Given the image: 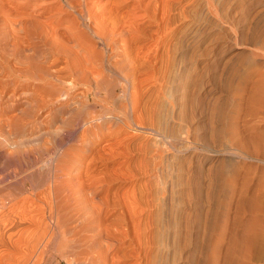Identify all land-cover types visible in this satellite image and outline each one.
I'll return each mask as SVG.
<instances>
[{"label": "bare ground", "instance_id": "6f19581e", "mask_svg": "<svg viewBox=\"0 0 264 264\" xmlns=\"http://www.w3.org/2000/svg\"><path fill=\"white\" fill-rule=\"evenodd\" d=\"M54 1L62 2L67 10L75 13L73 19L76 18L78 25L86 26L88 34L95 39V43L98 41L101 44L103 50L109 49L107 51L110 55L107 58L101 56L106 50L100 51L101 63L108 64L110 69L115 68L123 74L119 76L125 81L123 88L126 90L123 94L127 103L123 105L122 117L110 112H95L93 109L85 112L86 114H82L83 110L80 114L76 113L77 105L81 108L92 107V99H96L91 97L93 91L94 94L101 93L98 90L101 89L98 82L101 76L88 79L90 75H86L90 72L83 73L76 66L72 67L79 61L90 62V51H86L89 52L86 55H79L80 53L74 51L75 43L72 45L69 42L70 37L67 38L69 41L62 40L60 33L65 31L68 35L70 30L64 27L66 30L58 32L61 27L58 29L59 24L53 22L56 21L54 17L52 21L47 17L53 12L46 17L30 13L37 9H34L36 5L45 4L48 0H0V6L7 8V11H0V113L12 112L11 115L5 116L6 118L0 119V166H5L13 157H17L14 160L16 163L18 157L22 159L21 156L26 159L29 168L33 164L35 166L29 171L18 166V172L12 171L16 178L9 184L0 186V264H48L43 257L56 236L59 239L58 244L54 240L52 245L57 244L56 251L64 258V264H107L108 260H112V264H141V255H146V248L151 239V236H148L150 229H147L148 225L142 224L141 218L145 211L149 210L151 225L150 211L156 206L161 207V264H264V64H246L241 67L238 96L236 94L231 100L226 99V96L209 97L207 114L204 112L207 118L206 126L200 127L197 124L198 119L193 116L198 115L197 110L198 113H193L190 118L187 114L181 115L179 111L175 114L173 108L169 115L170 121L180 126V130L175 132L176 125L173 128V124H164V128L156 122L158 106L152 107L153 109L147 107L151 110L148 126L152 130L154 142H143L139 147L144 154L140 173L148 174V180L142 183L143 188L130 184L137 176L129 173L131 169H128V172L122 163L115 164L112 160L117 154L115 148L127 149L129 144L122 146L124 140L139 134L138 128H132L131 120L135 122L134 116L145 89L144 83L153 77L148 70L153 67L151 64L156 58L155 46L159 44L158 39L168 38L169 35L177 38L179 33L180 37L184 33L183 29L188 27L185 26V21L193 18L190 14L193 6L203 3L202 7L211 15L213 0L52 2ZM226 2L231 4L230 11L227 9L229 14L215 19L227 24L233 35L231 40L235 41L246 29L241 35L245 37L243 36L237 45H256L264 51V0ZM29 4L34 6V10ZM27 6L31 8V11L28 8L30 12H18L19 7ZM215 12L218 14L216 10ZM66 18L65 16L64 21ZM73 19L71 23L75 22ZM208 21L210 23V20ZM208 28L209 26H198L191 29L194 37H190L191 47L195 45L198 48L201 45L210 50L217 46L220 49L226 48L222 46L224 43L220 37L205 39L204 34ZM84 34L83 38L86 32ZM63 36L67 37L66 34ZM230 36L225 37L230 39ZM166 40L163 39L165 47L169 45ZM153 43L154 48L151 47ZM150 47L154 49L152 54ZM255 48L257 50V47ZM242 52L231 54L234 59L230 61L228 68L226 66L222 83L224 94L233 88L237 89L232 86V80L238 70L236 60L239 61ZM10 60L13 62L10 63ZM99 75H102V72ZM81 84L87 85L88 89L82 93L76 91L75 94L73 89ZM189 89L188 87L187 90ZM172 91L175 93V89ZM79 96L82 97L81 101ZM194 96L189 101H193L195 105L200 104L202 97ZM171 100L175 101L173 97L170 102ZM201 101L203 102V99ZM185 104L187 107V103ZM157 105H160L159 101ZM200 109L204 111L203 108ZM61 114L65 117L58 119L59 124L64 126L60 125L57 140L55 139L58 149H53L52 145L47 146L46 139H37L36 135L33 139L28 137L27 133V137L24 136L23 132L35 127L39 118L50 117L54 121ZM200 114L202 116V113ZM205 117H201L202 120ZM70 122H73L76 129L79 128L76 134L72 124L73 128L67 126ZM138 122L140 123V120ZM107 123L110 124L108 127ZM143 124L146 126V122ZM135 125L137 126L136 123ZM105 126L108 128L106 132ZM145 126L144 128L147 127ZM124 127L133 133L123 134L121 138L120 134L126 132ZM191 132L193 136L189 143ZM47 133L45 135L50 132ZM17 136L18 139L14 138ZM118 136L121 139H118ZM102 140L105 142L98 148ZM184 141L189 144L184 145ZM168 149L175 155L190 154L188 158L185 156V161L179 166L177 162L175 167L163 154ZM75 173L79 174L77 182L72 178ZM31 177L37 181H32V185H25L27 181L24 183V180ZM141 200L145 202L147 209L140 208ZM36 202L39 203L38 207L34 206ZM25 224H32L36 229L22 230ZM24 229H27V226Z\"/></svg>", "mask_w": 264, "mask_h": 264}, {"label": "rangeland", "instance_id": "374dc122", "mask_svg": "<svg viewBox=\"0 0 264 264\" xmlns=\"http://www.w3.org/2000/svg\"><path fill=\"white\" fill-rule=\"evenodd\" d=\"M49 2H45V4H38L39 6H35V8L34 9H36V10H34L33 9V5H30L29 4V6L30 7H32V10H34V11H32V12H30L31 11V8L29 7V6H27L26 8H22V7H19L18 8V12L20 11L21 13L24 11V12H28L29 11V9L28 8H30V13H35V14H40L42 17H46L47 15H49L50 13H52V14H54V12H56L54 15L56 16V18H55V16L54 15H52V14H50L49 16H47L49 19V21H52V18L53 19H55L56 21H54L53 20V22H55V23H57V24H59V25H57L58 26V29H59V31L58 32H60V30L62 31L63 29H65V28H68L70 31H68V35H67V32H65V31H62V32H64V33H60L61 34V36H62V40L63 39H65V40H63V41H69L72 45L75 43V45H76V48L74 49V51L76 50L78 53H80L79 55H86V53L88 54L89 52H86V51H90V53L91 54H89L90 55V58L91 59H89L90 60V62L89 61H79V62H77V63H74L75 65L74 66H72V67H77L81 72H83V71H88V73L90 72V74H87L86 76L88 77L89 75L91 76H89L88 77V79H94L93 77H99V76H101V79L100 78H98L99 80H98V82H100V86H101V89L99 88L98 90H100V94H98V95H100V96H98L97 94H94V91L91 93L92 95H91V97L92 98H96V99H92V107H80L79 105H77L76 106V111H75V109H74V111L76 112V113H78V114H80V111L81 110H83V112H82V114H84L85 112L87 113V111H89V110H91L92 111V109H93V111L95 110V112L97 111V112H110V113H112V114H115V115H117V117H122L123 116V105L124 104H126L127 103V99H126V96L123 94L124 92L123 91H125L126 90V88H123V87H125L124 86V84H125V81H124V79H123V77H120L119 75H121V76H123V74H121V72L120 71H117V69H115V68H111L110 69V65L109 66H107L108 64H103L102 65V63H101V58L104 56V57H106L107 58V56H109L110 55V52H108L109 51V49H102V47H101V44H99V42L98 41H96V43H95V39L93 40L92 38H91V36H90V34H88L89 33V31L86 29L87 27L85 26L84 27V25L82 26V25H78L79 24V22L77 21V20H75L76 18H74L73 19V17H75L76 15H75V13H73L72 11H70L69 9V11L67 10V8H65V6H63L62 5V2H58L57 3V1H54V2H52L53 0H48ZM51 1V2H50ZM220 3H219V2ZM223 1V2H222ZM199 2V1H198ZM216 3V5H214L215 3ZM217 2H218V4H217ZM225 2V3H224ZM53 3H55V4H53ZM200 3V2H199ZM229 2H226V0H213V6L215 7V9H214V7H213V15L211 14V15H209V13H207L208 11H207V9L205 8V7H202V4L203 3H200V5L197 3V4H195V6H193L194 8H192L191 9V11H190V14H191V16H193V18L191 17V16H189V17H191V18H189V19H187L186 21H185V26L186 25H188V27L186 28L185 27V29H183V31H184V33H182L181 35H180V37H179V34H178V36H176L177 38H175V37H171L170 35L169 36H167L168 38H159L158 40H159V44H157V46H155V44H156V42H154L152 45H151V47H153L154 48V46L155 47H157V50H156V58H155V60H154V62L151 64V66H153L150 70H148V72L150 73V75H152L153 77H151V79H150V81H149V79H147L146 80V82L144 83V85H145V89H143V92H142V94H141V100H140V102L138 103V109L136 110V113H135V116L137 117H135L134 116V118H135V122L133 121V119L131 120V117H129L130 118V120H131V123H132V128H135V129H137V133H139V134H137V136H134V137H132V138H127V139H125L124 140V142L122 143L123 145L122 146H124V145H127V144H129V147L126 149H124L123 147L122 148H120V149H117V148H115V153L117 152V154H115V156H113L114 158H112V160H113V163H115V164H117V163H122V166H123V168L125 167L126 168V170L128 171V169H129V171H130V169H131V172H129V173H134L133 175H137L136 176V179L135 180H133L132 181V183H130V184H134V185H136V188H143L142 187V183L144 184L145 183V181H147L148 180V174H144V175H142L140 172H141V169H140V166H142V164H141V162H142V160H143V158H144V154H143V151L139 148L140 147V145L144 142H146V143H151L154 139H153V137L154 136H151V134H152V130H151V128L148 126V120H149V115H150V113H149V111H151V110H148V108L150 109H153L155 106H158L157 108H156V110H157V114H155L156 116H158L159 117V119H158V117L156 118V116H155V119H156V122L157 123H159V124H161V126L162 127H166L165 125H167V124H169V125H171V124H173L172 126H173V128L175 127V125H176V130H174L175 132H177L178 131V129L180 130V126H179V124L178 123H175V122H172V121H170V116L169 115H171V113L170 112H172V110H173V108H174V113L175 114H177V112L178 113H182V114H187L189 117L190 116H192L193 115V113H198V115L200 116H198V115H193L196 119H198V121H197V124L200 126V127H203V126H206L205 124H207V118L205 117L206 116V114H207V110H206V108L208 107V103H209V100H210V98H212V97H218V98H222V97H227L226 99H230L231 100V98L232 97H234V96H236V94H237V96H238V86H239V82H240V80H241V73H240V71H242V68L244 67V65H246V64H264V51L263 50H260L259 48H258V46H256V45H249L248 46V44L245 46V45H237V43H238V41L240 42V40H241V38L244 36H241L244 32H245V30L243 31V33L241 34H239L238 35V37H237V41L235 40V38H234V40L235 41H232L233 40V38H232V33H230L231 32V30L228 28V26H227V24L225 25L224 23H222V22H220V19H215V17L216 18H218V16H222V15H226V14H229V11H230V8H231V4L229 3ZM220 4V5H219ZM228 4V5H227ZM41 5H43L42 7H41ZM46 5V6H45ZM217 5L219 6L218 8L220 9H218L217 8ZM227 6V8H226V6ZM18 6H20L19 4H18ZM58 7V9H57V7ZM200 6H201V9H200ZM203 6H204V4H203ZM38 7H40V8H38ZM61 7V8H60ZM63 7V8H62ZM199 7V8H198ZM196 8V9H195ZM226 8V9H225ZM7 9V8H6ZM5 7H3V6H0V11L1 12H4L5 10ZM20 9V10H19ZM48 9V10H47ZM62 9H63V11H62ZM194 9V12H192V10ZM218 9V10H217ZM227 9L229 10V11H227ZM39 10V11H38ZM62 12H61V11ZM65 10H67V11H65ZM195 10L197 11V12H195ZM199 10V11H198ZM203 10V11H202ZM206 12H205V11ZM215 10L217 11V13L218 14H216V12H215ZM7 11V10H6ZM61 13H60V12ZM219 11H220V14H219ZM225 11V12H224ZM1 12H0V14H1ZM71 12V13H70ZM202 12V13H201ZM215 12V13H214ZM67 13V14H66ZM196 13V14H195ZM204 13V14H203ZM208 15H207V14ZM58 16H57V15ZM64 14H65V16L67 17L66 19L67 20H65L64 21V19H65V16H64ZM193 14V15H192ZM203 14V15H202ZM61 15V16H60ZM74 15V16H73ZM206 15V16H205ZM216 15V16H215ZM203 16H205V18L203 17ZM212 16H214L213 18H212ZM60 17V18H59ZM252 17H254V16H252ZM252 17H251V19H252ZM71 18V19H70ZM202 18V19H201ZM207 18H208V20H210V23H208L209 21L207 20ZM69 19V20H68ZM73 19V21H75V22H73V23H71L72 20ZM195 19V20H194ZM197 19V20H196ZM204 19V20H203ZM60 20V21H59ZM200 21V23H202V24H200V23H198L199 21ZM205 20H207V21H205ZM219 21V22H217V21ZM67 21H68V23H67ZM188 21H190V22H188ZM193 21V22H192ZM197 21V22H196ZM214 21V22H213ZM60 22V23H59ZM62 22V23H61ZM66 22V23H65ZM196 22V23H195ZM204 22H207V23H204ZM70 23L72 24V25H70ZM192 23V24H191ZM195 23V24H194ZM212 23V24H211ZM216 23H217V25H216ZM64 26H63V25ZM69 24V26H67ZM189 24L191 25V26H189ZM205 24V25H204ZM207 24H209V25H207ZM66 25V26H65ZM77 25V26H76ZM197 25V26H196ZM213 25V26H212ZM80 26H82V28H80ZM196 26V27H195ZM198 26L199 27H205V26H209V28L206 30L207 31V33L205 32V34H204V37H205V39L207 38V39H209V38H211L212 37V39H215V38H221L222 39V41H223V47H226V48H224V49H220V48H218V46L215 48V47H213L211 50L210 49H208V47H206V46H203V47H201V45L200 46H198V48H196L197 46H195V45H192V47H191V44H189L190 43V40H191V38H194L193 37V35L191 34V29H194V28H198ZM65 27V28H64ZM71 27V28H70ZM75 27V28H74ZM76 27H78L77 29H76ZM190 27V28H189ZM85 29V30H84ZM229 29V30H228ZM66 30V29H65ZM76 30H78V31H76ZM79 30H81V31H79ZM187 30V31H186ZM71 31H72V33H71ZM76 31V32H75ZM83 31V32H82ZM228 31V32H227ZM75 34H74V33ZM81 32H82V34H81ZM84 32H86V36H84V38H83V35H85L84 34ZM187 32V33H186ZM247 32V31H246ZM80 35H78V34ZM220 33V34H219ZM230 34V35H227V34ZM64 34H66V36L67 37H65V36H63ZM77 34V35H76ZM87 34H88V36H87ZM191 34V35H190ZM184 35V36H183ZM186 35V36H185ZM188 35H189V38H188ZM218 35V36H217ZM221 35V36H220ZM80 38H79V37ZM183 38H182V37ZM210 36V37H209ZM228 36H230V39L229 38H226V37ZM241 36V37H240ZM260 36H262V35H260ZM259 36V37H260ZM64 37V38H63ZM70 37V38H69ZM78 37V38H77ZM86 37V38H85ZM185 37V38H184ZM191 37V38H190ZM224 37V38H223ZM245 37V36H244ZM67 38H69V40L67 39ZM87 38H88V40H87ZM187 38H188V40L189 41H187ZM262 38V37H261ZM261 38H258V40L259 39H261ZM75 41H74V40ZM80 39V40H79ZM163 39L164 40H166L165 42H167L166 44H169V45H166V47H165V43H164V41H163ZM184 40V42L182 41V40ZM228 39V40H227ZM232 39V40H231ZM91 40H93L92 42H91ZM169 40H171L170 42L172 43V45H171V43L169 42ZM174 40H177V42L175 43L174 42ZM231 40V41H230ZM71 41H73V43L71 42ZM80 41V42H79ZM173 41V42H172ZM178 41L180 42V43H178ZM68 42V43H69ZM98 42V43H97ZM169 42V43H168ZM182 42V43H181ZM186 42H188V44L190 45H187V43ZM236 42V43H235ZM161 43V44H160ZM184 43H186V45L184 44ZM192 43V42H191ZM225 43H226V45H225ZM235 43V44H234ZM71 44H69V45H71ZM98 44H99V46H98ZM163 44V45H162ZM174 44V45H173ZM175 44L177 45V46H175ZM229 44V45H228ZM181 45V47H179ZM183 45V46H182ZM185 45V46H184ZM230 45H233V46H230ZM78 46H79V49H78ZM81 46H83L84 47V49H83V47H81ZM176 48H175V47ZM92 47V48H91ZM97 47V48H96ZM149 48V49H151L150 50V52H151V54L152 53H154V51L152 52V50H154L153 48ZM178 47V48H177ZM186 47V48H185ZM190 47H191V50H190ZM223 47H221V48H223ZM255 47H257V50H256V48ZM80 48H82V49H80ZM99 48H100V50H99ZM180 48V49H179ZM186 50H185V49ZM196 48V49H195ZM92 49V50H91ZM183 49H184V51H183ZM192 49H194L195 51H197V52H195L194 50H192ZM198 49V50H197ZM219 49V50H218ZM84 50V51H83ZM101 50H103V54H102V52H100ZM108 50V51H107ZM205 50H208V51H210V52H208V51H205ZM216 50V51H215ZM260 50V51H259ZM190 51V52H189ZM214 51V52H213ZM236 51H243L242 52V55H241V57H239V61L237 62V60H236V69H238L237 70V73L235 74V76L233 77V80H232V86H236V88L237 89H235V88H233V89H231V91L229 92V93H225L224 94V89H223V86H222V83H223V80H224V76H225V74H226V66H227V68H228V66L230 65V61L231 60H233L234 58H232L233 57V55H231V54H234ZM149 52V53H150ZM189 52V53H188ZM194 52V53H193ZM207 52V54H208V56H207V54H204V53H206ZM216 52V53H215ZM102 55H101V54ZM183 53L186 55L187 54V56H185V55H183ZM213 53V54H212ZM262 53V54H261ZM73 54V53H72ZM181 54V55H180ZM192 54V55H191ZM196 56V55H198V56H196V57H198L197 59H195L196 57L194 56V55ZM200 54H204V55H200ZM102 57H101V56ZM206 55V56H205ZM92 56V57H91ZM193 56H194V58H193ZM245 56V57H244ZM64 56H61V58H63ZM182 57H184V58H182ZM189 57V58H188ZM191 57V58H190ZM206 57V58H205ZM180 58H181V60H180ZM195 60V61H193V59ZM242 58V59H241ZM213 59V60H212ZM183 60V61H182ZM187 60V61H186ZM189 60V61H188ZM201 60V61H200ZM182 61V62H181ZM186 61V62H185ZM13 62V61H12ZM11 62V60H10V63H12ZM89 62V63H88ZM185 62V64H183ZM191 63H192V65H191ZM87 64V65H86ZM93 64V65H92ZM228 64V65H227ZM237 64H238V66H237ZM71 65H73V64H71ZM78 65V66H77ZM191 65V66H190ZM52 66H53V64H52ZM105 66V67H104ZM106 66L108 67V68H106ZM53 67H55L56 68V66L54 65ZM81 67V68H80ZM91 67V68H90ZM95 67V68H94ZM96 67H98V68H96ZM173 67V68H172ZM177 67V68H176ZM242 67V68H241ZM181 68V69H180ZM184 68V69H183ZM87 69V70H86ZM92 69H96V70H92ZM106 69V70H105ZM110 69V70H109ZM154 69V70H153ZM241 69V70H240ZM98 70V71H97ZM102 70V71H101ZM115 70H116V72H115ZM187 70V71H186ZM95 71V72H94ZM104 71V72H103ZM113 71V72H112ZM155 71V73H152V72H154ZM99 72V73H98ZM102 72V75H99L100 73ZM84 73V72H83ZM91 73H93V75L91 74ZM97 73V74H96ZM111 73V74H110ZM148 73V74H149ZM86 74V73H85ZM95 74V75H94ZM118 74V76H116ZM96 75H98V76H96ZM150 75H148V76H150ZM191 77H189V76ZM102 76H104V78L102 77ZM198 76V77H197ZM118 77H120V78H118ZM155 77V78H154ZM160 77V78H159ZM166 77V78H165ZM96 78V79H97ZM149 78V77H148ZM156 78H157V80H156ZM159 78V79H158ZM188 78V79H187ZM194 78V79H193ZM155 79L156 80V82H155V80L153 81V80ZM161 79V80H160ZM160 81V83H159V81ZM164 80V81H163ZM186 80V81H185ZM195 80H197V82H199L198 84H197V82H194ZM199 80V81H198ZM93 81V80H92ZM106 81V82H105ZM124 81V82H123ZM173 81V82H172ZM181 81V82H180ZM203 81V82H202ZM114 82H116V84L114 83ZM151 83V84H149V83ZM114 83V84H113ZM155 83H157V84H155ZM159 83V84H158ZM196 83L199 87L197 88V85L195 86L194 84ZM202 83V84H201ZM234 83V84H233ZM104 84V85H103ZM83 84H81V86L79 85H77L76 86V88L75 89H73V92H84L86 89H88V86L87 85H83ZM103 85V86H102ZM113 85H115L114 87H115V89H114V87H113ZM122 85V86H121ZM160 86V88H159V86ZM147 86V87H146ZM157 86H158V88H157ZM84 87H86V88H84ZM169 87V88H168ZM182 87V88H181ZM188 87L190 88L189 89V91L191 92H189L187 89H188ZM194 87H196V88H194ZM202 87V88H201ZM147 88V89H146ZM161 88H163V90H161ZM176 88H178L177 90H176ZM185 88H187V89H185ZM191 88H193V90L191 89ZM110 89V90H109ZM173 89H175V93H174V91H172ZM181 89H182V92L180 93V91H181ZM195 89H197L196 91H195ZM184 90H186L185 92H184ZM223 90V91H222ZM109 91H110V93L112 94V95H110V93H109ZM195 91V92H194ZM235 91V92H234ZM77 92L75 93V94H77ZM153 92V93H152ZM161 92V93H160ZM172 92V93H171ZM194 92V93H193ZM197 92H199V93H197ZM164 93V94H163ZM184 93H185V95H184ZM198 94V95H196V94ZM154 94H156V95H154ZM181 94V95H180ZM188 94V95H187ZM192 94V95H191ZM230 94V95H229ZM235 94V95H234ZM109 95V96H108ZM164 95V96H163ZM172 95V96H171ZM173 95H175V96H173ZM199 96L200 98H201V100L203 99V102L200 100V104H198V105H195L194 103H193V101H189V100H191V98H192V96ZM224 95V96H223ZM229 95V96H228ZM95 96V97H94ZM125 96V97H124ZM184 96H185V98H184ZM187 96V97H186ZM194 96V97H195ZM222 96V97H221ZM80 97V96H79ZM79 97H77V98H79ZM102 97V98H101ZM112 97V98H111ZM148 97V98H147ZM172 97L175 99V101H177V99H179L178 97H181L180 99H179V101H177V102H175V101H173V100H171L172 102H173V104H172V102H170V99H172ZM190 97V98H189ZM210 97V98H209ZM229 97V98H228ZM98 98H100V99H98ZM153 98V99H152ZM155 98V99H154ZM185 100H183V99ZM80 99H82V97H80L79 98V101H81ZM111 99V100H110ZM159 99V100H158ZM168 99V100H167ZM187 100V101H186ZM153 101V102H152ZM157 101V102H156ZM158 101H159V103H160V105H157L158 104ZM181 101L183 102L184 101V103L182 104L181 103ZM170 102V103H169ZM202 102V103H201ZM185 103H187V107H186V104ZM94 104V105H93ZM155 104V105H154ZM171 104V105H170ZM195 106H194V105ZM116 105V106H115ZM149 105V106H148ZM200 105V106H199ZM120 106V107H119ZM182 106H185V107H183L182 108ZM191 106H193V108L194 109H192V107ZM197 106V107H196ZM148 107V108H147ZM153 107V108H152ZM191 107V108H190ZM205 107V108H204ZM121 108V109H120ZM189 108V109H188ZM195 108H197V109H195ZM200 108H203L204 109V111L203 110H201ZM86 111H85V110ZM140 109H142V110H140ZM145 111H144V110ZM158 109H159V111H158ZM171 109V110H170ZM167 110V111H166ZM182 110V112H180ZM184 110V111H183ZM186 110V111H185ZM190 111L191 112V114H190V112L188 113L187 111ZM198 112H197V111ZM201 110V111H200ZM159 112V113H158ZM206 114H205V113ZM12 114V112H7V113H0V119H3V118H6L7 117V115H11ZM85 113V114H86ZM141 113V114H140ZM170 113V114H169ZM200 113H202V116H201V114ZM139 114V115H138ZM165 114V115H164ZM181 114V115H182ZM6 116V117H5ZM61 116H63V117H65V115L64 114H61V115H59L58 117H56L55 119H54V121H53V119L51 120L50 119V117H41V118H39L38 119V122L40 121V123H36V125H35V127L33 126V127H31V128H28V129H26L24 132H23V134H24V136L25 137H27L28 135V137H32V139H33V136L35 137V135H36V137H37V139H41L42 138V140L44 141V139H48V141H46L45 140V142H46V145L48 146H51L52 145V147H53V149H58V145H56L57 144V142H55V139L57 140V132L59 133V130H60V128L61 127H64L62 124H59V118L61 117ZM144 116V117H143ZM142 117V118H141ZM204 118L205 117V119H203L202 120V118ZM191 118V117H190ZM45 121H44V120ZM160 119H161V121H160ZM201 119V120H200ZM52 122H51V121ZM58 120V121H57ZM140 120V123L138 122ZM43 121V122H42ZM204 121V122H203ZM45 122V123H44ZM138 122V123H137ZM146 122V126H145V124H143V123H145ZM168 122V123H167ZM171 122V123H170ZM201 122V123H200ZM203 122V123H202ZM206 122V123H205ZM42 123V124H41ZM44 123V124H43ZM135 123L137 124V126L135 125ZM200 123V124H199ZM38 124V125H37ZM70 125L72 124L73 126H74V133L76 134L79 130H77V129H79V128H77L76 129V127H75V125L73 124V122L71 123H69ZM139 124V125H138ZM142 124V125H141ZM165 124V125H164ZM60 125H61V127H60ZM67 125L69 128H73V126L71 125ZM110 124H106V126L108 127ZM146 127V128H144V126ZM105 126V127H106ZM104 127V132H106L105 130L106 129H108L107 127L105 128ZM142 127V128H141ZM177 127H179V128H177ZM125 129H126V132H124V133H122V134H120V137L122 138L124 135H127V134H132L133 133V131L132 130H127V128L126 127H124ZM33 129V130H32ZM110 129H112V127L110 128ZM30 130V131H29ZM55 130V131H54ZM38 132H40L41 134H39ZM44 132V133H43ZM46 132H50L49 133V135H45L46 134ZM146 132V133H145ZM25 133H27L26 135H25ZM47 133V134H48ZM22 134V135H23ZM124 134V135H123ZM148 134H150V135H148ZM192 136H193V134H192V132L189 134V138H188V142L190 143V141L192 140L191 138H192ZM39 137V138H38ZM44 137V138H43ZM50 137H52V138H50ZM119 136H118V139H121ZM14 138H16V139H18L19 137L17 136V137H14ZM34 139H36V138H34ZM53 139V140H52ZM190 139V140H189ZM149 141V142H148ZM65 142H67V141H65ZM104 140H102L101 142H100V144L98 145V148L99 147H101L103 144H104ZM128 142V143H127ZM154 142V141H153ZM188 142H186V141H184V145L187 143V144H189ZM54 143H55V145H54ZM136 143V144H135ZM65 144V143H64ZM139 144V145H138ZM32 145V144H31ZM34 145V144H33ZM54 145V146H53ZM5 147V146H4ZM30 147V146H29ZM130 148V149H129ZM134 148V149H133ZM122 149V150H121ZM166 149V146L164 147V150ZM126 150V151H125ZM169 150V149H168ZM165 151V152H163V154H164V156L165 157H167L166 159H168V161H170V163L172 162L173 164H174V166H175V164H177V162H178V164H177V166H179L180 165V163L182 162V161H185V159L186 158H188V156H189V154H190V152H189V154L187 153V154H183V155H175V154H173V152L172 151ZM9 151H10V148H9ZM168 154V155H167ZM171 154H173V155H171ZM169 155H171L172 156V158H171V156H170V158H169ZM185 156H187L186 158H185ZM21 158L22 159H20L19 157H18V161L15 163V161L14 160H16L17 159V157H13V161L11 160V161H9L7 164H5V166L4 165H2V167L0 166V170L2 169L3 171H1L0 172V186H2V185H6V184H9L12 180H14L16 177H15V175H14V172L12 173V171H16V172H18L19 171V169H20V167H22L23 169H27V171H29V169H32V168H34L35 166H34V164H33V166L31 165V167L29 168V164L28 163H26L27 161H26V159H24L23 158V156H21ZM178 158V159H177ZM185 158V159H184ZM10 159V158H9ZM179 159H180V161H179ZM183 159V160H182ZM172 160V161H171ZM176 160V161H175ZM178 160V161H177ZM24 161V162H23ZM174 161H175V163H174ZM21 163V164H20ZM139 163H140V165H139ZM21 165H23V166H21ZM18 166H20V167H18ZM127 166V167H126ZM18 167V168H17ZM28 167V168H27ZM176 167V166H175ZM6 168V169H5ZM124 168V169H125ZM17 169H18V171H17ZM11 171V172H10ZM8 173H10V174H8ZM10 175V176H9ZM13 176V177H12ZM6 177H11V178H7L6 179ZM6 180H5V179ZM31 178H32V180H31ZM31 178H26L25 180H24V183H25V185H27V183H30V185H32L34 182H36L37 180L36 179H34L33 177H31ZM72 178H73V181L74 182H77V180L79 179V174L78 173H75L74 175H72ZM139 178V179H138ZM147 179V180H146ZM6 182H4V181ZM36 180V181H35ZM32 181H33V183H32ZM38 181H40V180H38ZM3 182V183H2ZM141 183V184H140ZM140 185V186H139ZM137 190V189H136ZM137 192V195L139 194V192H138V190L136 191ZM30 201V200H29ZM31 202V201H30ZM29 202V203H30ZM141 202H143L142 200L141 201H139V203H140V205H141V207H140V205H139V207L142 209V208H144V209H142V210H145V209H147V207H146V205H145V202H143V204L141 203ZM145 205V206H144ZM34 206H36V207H38L39 206V203H34ZM146 207V208H145ZM158 206H156V207H153L152 208V210L150 211L151 212V215H152V219H151V221H152V223H151V225H149V217H148V213H149V210H147L148 212H146L145 211V214L142 216L143 218H141V222H142V224L144 225H148V227H147V229H150V232L148 233V236L150 237L151 236V239H149V242L151 243H153V244H148V250H147V248H146V255L144 256L143 254L141 255L142 256V258L140 259V261H141V264H161L160 262H161V256H162V253H163V244H162V238H163V235H162V230H159V228H161L162 229V219H161V207H159V208H157ZM147 214V215H146ZM148 222V224H147V222ZM156 222V223H155ZM160 225V226H159ZM26 226H27V229H24V228H26ZM31 226V227H30ZM30 227V228H29ZM22 230H27V231H29L30 229L31 230H35L36 229V226H34V225H32V224H25V226L23 225L22 226ZM35 228V229H34ZM146 229V230H147ZM157 229V230H156ZM30 230V231H31ZM153 232H152V231ZM151 232H152V235H151ZM155 232V233H154ZM150 234V235H149ZM160 235H161V237H160ZM159 236V237H158ZM57 237V236H56ZM56 237H54V240L52 239V242H51V244H50V246H49V248L47 249V254H45L44 255V257H43V260H45V261H47V262H49L48 264H64V258L60 255V253L59 252H57L56 251V246H57V244H58V237L56 238ZM153 237H154V240H153ZM56 240H57V242H56ZM161 240V241H160ZM53 241L55 242V243H57V244H55L54 243V245H52L53 244ZM153 247V248H151V247ZM53 247V248H52ZM55 249V250H54ZM150 250H151V252H150ZM48 252H50V254L48 253ZM52 252V253H51ZM55 252V253H54ZM57 252V253H56ZM145 253V252H144ZM52 254H54V255H52ZM57 256H56V255ZM60 256H59V255ZM45 258V259H44ZM147 258V259H146ZM148 258L150 259L149 261H148ZM57 259V260H56ZM55 260V261H54ZM158 260V261H157ZM111 261V262H110ZM154 263H153V262ZM110 262V264H112V260H108L107 261V264ZM143 262V263H142ZM155 262H157V263H155Z\"/></svg>", "mask_w": 264, "mask_h": 264}]
</instances>
